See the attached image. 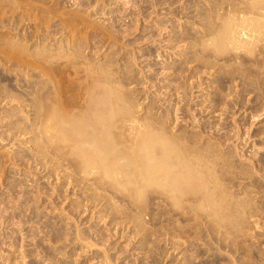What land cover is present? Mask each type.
<instances>
[{
	"label": "rangeland",
	"instance_id": "374dc122",
	"mask_svg": "<svg viewBox=\"0 0 264 264\" xmlns=\"http://www.w3.org/2000/svg\"><path fill=\"white\" fill-rule=\"evenodd\" d=\"M219 1L96 0L98 7H95L97 3L94 1L93 4H91L92 2L90 4L86 3L87 9L85 11L93 5L87 11L88 14L84 12L87 16L86 19L84 14L77 13L83 15L84 20H87L86 22L91 21V27L88 23V26H75L72 28L73 30L67 27L71 32L66 29L65 33H62L63 28L57 26L58 30L61 27L59 31L57 30L61 35L60 37L59 34L57 36L59 39L63 36L62 43H57L58 37H56V41H50L45 51L49 50L46 53L52 58H57L58 62L65 61L64 58L67 59V56H72L73 53L76 55L79 53L76 56V61H79L80 66H77L78 68H85V71L82 70L81 75L79 74L81 78L79 81L82 80L81 82L84 81V78L89 82L90 79L96 81L95 78L99 77L96 75V68H94V73L92 67L106 69L104 70L105 74L108 72L104 77L109 80V83L106 84H109V86L114 84L113 87L119 84L120 86L117 87L120 88V91L123 92V89L125 92L127 91L126 95L128 97L125 96L124 92L122 94L127 102L131 100L130 106L132 103L133 109L137 112L135 116L142 126L148 125L145 126L147 129L152 124L153 127H159V129L154 128L158 130L155 133L159 134L164 130L163 134L165 133L167 136L168 133H170V137L176 135L177 137L174 140L176 139L175 142L180 143L181 147L186 144L187 140L196 138L198 141L195 140V143L193 140V142L197 144V147H195V144V148L189 146L192 145L189 141L186 144L188 148L191 147L190 150L194 148L191 155L193 153L199 155L206 151L204 153L206 155L208 153L209 155L215 154L220 160L224 158L223 161L219 162L224 169L220 168V164L217 165L216 172L223 171H221L222 175L219 174L221 176L217 175L218 180H221V177L224 178H222V182L219 181L220 185L218 184L216 193H219L220 188L224 187L220 192L226 190L222 193L223 196L224 193L226 195V202L231 200L227 195L231 196V206L236 205V200L239 199L238 203L243 201L242 203L246 205V208L250 207L247 210L242 208V210H246V212L243 211L244 214L247 213L248 215L243 218L239 213L241 216L237 218L238 224L236 226L235 223L234 232L231 230V235H223L224 231L225 233L227 231L218 226L217 229L212 221L210 222L205 218L202 219L203 222H199L202 221L199 214L196 215V211H201L199 202H197V205L196 202H192L194 203L192 205L191 203L186 204V208L183 206L188 211V216L181 218L178 214H175L179 208H170L171 206L169 207L165 202L162 203L161 200L159 203L156 194L159 195L158 192L160 191L157 190L156 192V189L155 192L154 189L149 192L148 188L147 191H143V195L145 192V195H147L146 197L142 195L144 202L141 199L139 202L131 200L133 204L132 202L130 204V199H128L129 203H126L125 198V203L124 200H121V204H118V202L116 203L118 205H114L115 202L109 200V192L105 194L103 191L105 196L101 194L100 198L103 199L101 201L98 198V201H101L98 202L96 198L99 196L98 193L101 192H96L95 195L93 189V191L89 189L92 191L90 192L87 188V191L85 186V188L80 186L82 189L74 185L59 187L58 178L61 174L50 169L46 171L43 169L44 171H42L39 167L41 162L35 161L34 137L29 131L28 134L21 136V139L14 138L11 141L12 138L9 136L7 141L3 138H6L9 134L10 128L12 132L21 127H26V125L28 127L33 119L34 115L29 100L32 97H27L28 100L26 101V97L19 94L21 103L19 102L14 110L15 112L10 106H3L4 103L0 107L2 109H0V138L4 139V143H2L3 141L0 143V264H264V61H254L253 58L245 56L247 60L243 57L246 61L243 60L242 66L239 63L228 65L222 63L221 59L214 60V57H212L213 61H210V58H207V60L203 57V59L200 58L199 60L197 58L198 60H196L195 55L198 53H195L194 41L197 39H194L201 37L199 34L201 31L203 33L207 27L203 17L209 14L215 2L218 3ZM65 2L70 5L72 0H65ZM84 4L82 9H80L81 6L77 7V9H80H78L80 13L84 11ZM70 9L72 8L70 7ZM77 9H75V12H78ZM130 10L133 12H131L132 14ZM200 13L205 15L201 17ZM53 21L55 22V19ZM53 21L50 26L49 24L45 26L46 28L49 27L51 31H56L54 27L56 25ZM83 26H86V28H82ZM53 27L55 30H52ZM24 29L25 26L18 31L16 30V32L23 35L25 33ZM44 33L46 35V32L41 35L44 36ZM202 33L200 35H203ZM181 36L184 38L182 39ZM73 42L77 46H74ZM80 45L81 48L83 47L82 49L79 48ZM4 47L2 46V48ZM75 47H78L79 51L77 49L76 51ZM33 48L35 49V47ZM34 49H31L30 52ZM193 60L198 62L195 63ZM1 63L4 65L5 63L0 62V73L4 74V77L3 74H0V87L1 89L3 87L2 90H4V86L7 90V85L11 83L24 85L26 80L31 81L30 78L35 80L33 77L28 76V78L24 75L27 70L23 72L21 69L20 71L23 73H20V71L15 73V67H10V65L7 67V64L4 66ZM203 65L209 67H203ZM84 66H88L90 70ZM70 71L73 72L74 70L71 69ZM104 71H101V73L104 74ZM216 72H219L218 75L220 76H217ZM108 73L111 75L109 76ZM15 74H23L25 77ZM71 74L65 75V78L67 76L65 80L68 82L71 80L69 83H77L78 81L73 78V73ZM5 76L11 79L8 80ZM2 78H6L7 82L6 79L2 81ZM45 79L43 78L42 81ZM24 89L19 90L24 91ZM75 90L77 92V89ZM8 91L10 95L14 93V91ZM232 101H234V104H232ZM3 107L7 108L4 109ZM5 110L10 111L8 113ZM3 114H6L7 117H4ZM254 116L257 118H252ZM18 126L20 127L18 128ZM150 129L153 130L152 127ZM14 131L13 133H15ZM162 135L158 136L161 137ZM165 135L163 137L167 138ZM190 135L191 137L188 139ZM237 135L239 137H236ZM169 136L168 138H170ZM179 140H182V142H179ZM184 140L186 142H183ZM219 141L221 142L220 145H218ZM215 143L218 145V149L217 151L211 149L210 151L214 152L211 153L208 146ZM196 148L197 150L202 148L204 151L199 150L200 152L197 154ZM218 150L222 152H218ZM259 158L262 160L263 166L258 165ZM120 161L122 162V160ZM227 161H229V165ZM222 162L228 165L225 166L226 169ZM257 167L258 169L255 170L258 171L253 173L254 168ZM226 170L229 171L228 180L224 174ZM254 175H258V178L253 177ZM250 176L253 178H250ZM221 185L223 186L221 187ZM243 191L246 193L243 194ZM91 193H94L93 199L91 197L89 199V195L92 196ZM60 195L61 197H59ZM152 196L154 197L152 198ZM52 197L53 199H51ZM104 197H106V200ZM153 200L155 205H153ZM195 205L199 208L197 209ZM237 205L239 206V204ZM237 205L233 207L236 208ZM137 206H139V209ZM144 207L145 210H143ZM192 208L194 210L191 213L189 209ZM170 209L173 211H170ZM143 218L145 219L143 220ZM197 218H199V221Z\"/></svg>",
	"mask_w": 264,
	"mask_h": 264
},
{
	"label": "bare ground",
	"instance_id": "6f19581e",
	"mask_svg": "<svg viewBox=\"0 0 264 264\" xmlns=\"http://www.w3.org/2000/svg\"><path fill=\"white\" fill-rule=\"evenodd\" d=\"M64 1L65 0H0V47H1V49H0V62H4L5 65L3 63H1L4 66H6V64H7V67H8V65H10V67H15L14 68L15 73L20 71L21 69L23 70V72H24V70H27L24 72V73H26L24 75H26L27 77L28 76L33 77L35 79V80H33L32 78H30L31 81L26 80L25 81L26 84L23 81L24 85H16V84L14 85V83L13 84L11 83V84L7 85L9 88L8 89L6 87L7 90H5V86H4L5 91L2 90L3 87H2V89L0 87V89H1L0 90V107L2 106V103H4L3 106H10V108H12V110L14 111L16 109V107L18 106L19 102L21 103V98L19 96L23 94L26 97V101L28 100L27 97H29V96L32 97V98H29V100L31 103V108H32L31 110L33 111V115H34L32 121L30 122V125H28V127H27V125H26V127L24 126L21 128H19L20 126H18L19 129L17 131L13 130L15 133H13V131L11 132V130H10L11 128H10L8 131L9 134L8 135L6 134L7 139L5 137H3V138L8 141L9 136H10L12 138V140L11 139L10 140L13 141L14 138L19 139L21 136L28 134V131H29V133L34 137L33 138V146L35 147L34 150L36 153V155H34V156H36L35 161L41 162V164H39V163L38 164L40 165L39 167H40V169H42V171H44V170L46 171V170L50 169V170H54L55 172L57 171L58 174H61V176L59 178L57 177L59 181L56 180L59 182L58 183L59 187H61V186L63 187L66 185H68V186L74 185L77 187H80V186L84 187L85 186L86 190H87V188H88V190L93 189L94 191L93 190L92 191L95 192V195H96V192L97 193L101 192V193H98L99 196H97L96 201H98L99 200L98 198H100L103 195V191L105 192V194H106V192H109V196H110L109 200L111 202H115V203H113L114 205L118 202H119L118 204H121L122 203V202L120 203L121 200L122 201L124 200V203L126 201H127L126 203H129L128 199H130L129 200L130 204L132 201H134V202L138 201L139 202V201L143 200L144 196L145 197L147 196V195H145L146 192L143 195V191H147L149 189L148 191L150 192V191H152V189H154L153 191L155 192V189H156V192H157V190L160 191V192H158V194L160 193L159 195L156 194V197L159 200V203L161 201H163L162 203L165 202L166 205H169V207L171 206L170 208L175 207V208L181 209V210L178 209L175 212V214H178V216H180L181 218L186 217V215L188 214V211L186 209H184L183 206L185 207L186 204L188 205L190 203H191V205L194 204L192 202H196V205H197V202H199V207H200L202 213H201V211H199V212L196 211V213H197L196 215L199 214V218L201 220L206 218L207 220H210V222L212 221L215 224L217 229H218V227L225 229L227 232L225 233V231H224L223 235H231L232 234L231 230H232V232H234L233 228L235 226V223H236V226L238 224V222H237L238 216L242 215V217L244 218V217H246V215H248L247 213L244 214L248 207L246 208V205L244 203H242L243 201L241 203H238L239 199L236 200V203L239 204V206L236 204L238 207H236V208L233 207L236 205L231 206L232 204H230V202H231L232 198H231V196H228V195H227V197H230L231 200L229 199L230 201L226 202V200H225L226 195H225V193H224V196L222 194L226 190L223 191L222 193L220 192L221 189L224 188V187H222L223 185H221L222 188L219 187L220 188L219 193H216V190L218 189L217 187L220 185L219 181L222 182V178H224V177H221V178L219 177L221 180H218V176H221L223 173H221L222 170L219 173L216 172V170L218 169L217 165H219L220 164L219 162L223 161L224 158L223 159L221 158L222 160H220V158H217L218 156H215V154L209 155V153H208L206 155V154H204L206 151L199 154V155H196L195 153H193L195 155L192 156L193 154L191 155V151L195 147H197L196 146L197 144H195V143L198 140H196V138L193 139V137H192V139L194 140L195 143L193 142V140H187V142L189 141L190 143H192V145H189V146L194 147V144H195V147L192 150H190L191 147L188 148V146L186 145L187 142L185 140L183 142H186V144H185L186 147H184L185 146L184 144H183L184 146L181 147L180 143L175 142L176 139L174 140V138L177 136L174 134H173L174 137L172 136L173 137V139H172V137L169 136L170 133H168V136L170 138H168V136L165 135V133L163 134L164 130L162 131L160 129L162 131V133L158 134L157 133L158 130H155V129H159V127L158 128L153 127L152 124H151V127L153 130L150 129L151 127L150 128L148 127L146 129L145 126L147 127L148 125H143L144 126L143 127L142 124H140V121L137 120L138 118L135 116V114L137 112L133 109L132 103L130 106L131 100L128 101L129 104L126 101L127 99L125 98V96H127L126 95L127 91L125 92V90L123 88H121V89H123V92L125 94V96H124L122 94L123 93L122 90L120 91V88L117 87L119 84H117L116 87H113L114 84H113V86H109V84H106L109 81V80H107L108 78L105 79V77H104L108 72L107 71L105 74L104 70H106V69L102 70L100 67H92L94 70V73H95L94 68H96V71H97L96 75L99 76L97 79L95 78L96 81H93V79L92 80L90 79L89 82H87L86 78H84L83 82H81L82 80L79 81L81 79L80 78L81 72H82V70L84 72L85 68H82V67L78 68V66H77V65H79V63H78L79 61L78 62L76 61L77 60L76 56L79 54L78 52H77L78 54L76 55L75 53H73L74 52L73 51L72 56H67L68 58L67 59L64 58L65 61H63V62H61L62 60L60 62H58L59 60L57 58H55V57L52 58V56H50L48 53H46V51H49V50L45 51L49 42L54 41V40L56 41V37H58L57 35L59 34L58 31L61 29V27L63 28L62 29V33H63L67 29V27H70L69 29H72L73 27H75V26L78 27L79 25H81V26L82 25H86V26L90 25L91 21L86 22L87 20L86 21L84 20L83 15H78L77 13H79V14H84V12L86 13L91 8V6H93V5L89 6L90 8L87 11H85V9H87V6H85V5H87L86 3L90 4V2H92L91 4H93L94 2H96V0H72V3L70 5L68 3L69 1L65 2V3H64ZM97 1H100V0H97ZM149 2H150V0H149ZM164 3H162V4H164ZM83 4H84V7H83L84 11L82 10L83 13H80V11H78L79 8L77 9V7L81 6L80 9H82ZM215 4L213 6V9L211 11H209L210 13L207 11V13H209V14L206 13L207 15H205V14L202 15L200 13L201 17L205 15L203 17L204 18L203 21L204 20L206 21L205 24L207 27L205 26L206 28L204 29L203 33L201 31V33L203 35H200L201 33L199 34V36H201V37L198 38L195 35L197 37L194 39V40L197 39L196 41H194L195 42L194 46L196 47L195 53H198L196 55L200 56V57H198L195 55L196 60H198V59L200 60V58L203 57L205 59L210 58V61H213L212 57H214V60L217 61V60L221 59L220 61H222V63L224 62L225 64L229 65V64H238V63L241 64L244 62L243 60L246 59L245 56H247L249 58H253L254 61H260V60L264 61V0H220L218 3L215 2ZM96 5H95V7H98V3ZM70 7L72 9H70ZM133 8H131V9L134 10ZM75 9H77L78 12H75L76 11ZM131 12L132 11L130 10V13ZM87 14H88V12H87ZM84 16L86 19L87 16L85 14H84ZM184 16H186V15H184ZM64 17H66V18H64ZM54 19H55V22L53 21ZM56 19H58V20L56 21ZM179 20H181V19H179ZM52 21H53L54 25H56V26H54L55 28L57 26H61L59 28V30L56 28V31H51V29L49 27L46 28V26H48V24L50 26ZM87 23H88V25H87ZM23 26H25V29H24L25 33L23 35H19V32H16V30L18 31ZM44 26L46 29L43 28ZM86 26L85 27L83 26L82 28H86ZM54 27L52 30H55ZM90 27H91V25H90ZM48 28H49V30H48ZM92 28H93V25H92ZM94 28H96V27H94ZM69 29H67V31L71 32V31H69ZM74 29H76V28H74ZM12 32H15L16 34L15 33L12 34ZM38 32H39V34H37ZM43 32H46V35L44 33V36H42L41 34ZM66 34L69 35L68 33H66ZM60 35L61 34H59V37H60ZM59 37L57 38V43H62L63 36L61 39H59ZM181 37H182V39L184 38L183 36H181ZM191 38H193V37H191ZM64 39H66V38H64ZM65 41H68V40H65ZM46 42H48V43L46 44ZM55 43H52V44H55ZM41 45H43V46L41 47ZM75 45L76 44L74 43V46ZM2 46L3 47L7 46L8 48L7 47L2 48ZM57 46H59V45H57ZM33 47H35V49ZM77 48L75 47V50ZM79 48H81V45ZM31 49H34V50L32 52H30ZM77 50L79 51V49H77ZM54 56L57 57L58 55H54ZM69 57H72V58H69ZM243 57H245V59ZM81 58H79V59H81ZM216 58H218V59H216ZM82 59L84 60V58H82ZM253 59H251V60H253ZM196 60H193V61L195 63H197L198 61H196ZM90 62H91V60H90ZM87 63H89V62H87ZM190 63H191V61H190ZM199 63H201V62L199 61ZM83 64L85 65V63H83ZM81 65H82V63H81ZM208 65H203V67L204 66L209 67ZM221 65H223V64H221ZM242 66H241V68H242ZM261 66H258V67H261ZM84 67H86V66H84ZM207 67H205V68H207ZM220 67H222V66H220ZM226 67H227V65H226ZM233 67H234V65H233ZM86 68H88V66ZM92 68H91V71L93 72ZM236 68H238V67H236ZM16 69H17V71H16ZM71 69H73L74 71L71 72L70 71ZM107 70H108V68H107ZM101 71H104V74H102ZM222 71H220V72H222ZM23 72L20 71V73H23ZM27 72H30L31 74H29V73L27 74ZM88 72H90V71H88ZM71 73H73L74 80L78 81L77 83H75V82L69 83L71 81L70 78L72 79V76L69 78V80H70L69 82L67 80H65V79H67V76L65 78V75H70ZM85 73H87V72H85ZM110 73H108L109 76L111 75ZM216 73H217L216 74L217 76H220V75H218L219 72H216ZM15 75H17V74H15ZM21 75H23V74H21ZM21 75H17V76H21ZM85 76L88 77L86 74H85ZM3 77H4V74H3ZM5 77L7 78L8 76H5ZM6 78H2L3 80L2 79L1 80L4 81ZM28 78H26V79H28ZM41 78L42 79L46 78L47 81H45L46 79L44 81H42ZM111 78H112V76H111ZM7 79L9 80L11 78H7ZM7 79L5 80L6 82H7ZM24 80H25V78H24ZM8 82L10 83V81H8ZM219 84H221V83H219ZM252 84H253V82H252ZM122 87H123V85H122ZM18 88L19 89L25 88V89H24V91L23 90L20 91ZM75 89H77V92ZM8 90H10V92L14 91V93H13L14 95L12 93L10 95L8 93L9 92ZM83 91H85V92H83ZM15 92H16V95H15ZM17 92H18V94H17ZM128 92H131V91H128ZM236 92H238V91H236ZM179 102H181V101H179ZM233 102L234 101H232V104H234ZM239 103H240V101H239ZM10 104H12V105H10ZM178 105H177V107H178ZM228 105H230V104L228 103ZM237 105H239V104H237ZM6 108L7 107H5L4 109H6ZM227 109H230V108H227ZM5 111L7 112L8 110H5ZM9 111H8V113H9ZM176 114H178V113H176ZM5 115H4V117H7ZM14 115H15V113H14ZM190 115H191V113H190ZM255 116L252 118H254V119L257 118ZM0 120H1V118H0ZM0 123H1V121H0ZM149 129H150V131H149ZM15 130H16V128H15ZM201 130H203V129H201ZM26 131H27V133H26ZM155 131H157L156 133L158 135L163 134L167 138L163 137V135L161 137L158 136L155 133ZM233 131H235V130H233ZM238 131H239V129H238ZM182 135H183V133H182ZM208 135H207V137H208ZM190 137H191V135L188 137V139ZM200 137H197V138H200ZM236 137H239V136L237 135ZM3 138L2 139L0 138V143L2 141H3L2 143H4ZM202 138H203V136H202ZM182 139H184V138L182 137ZM216 140H218V139L216 138ZM233 140H235V139H233ZM180 141L182 142V140H179V142ZM199 141H202V140H199ZM14 142H16V140H14ZM241 142H242V139H241ZM190 143H188V144H190ZM210 143H211V140H210ZM210 143H208V144H210ZM208 144H205V145H208ZM220 144H221V142L219 141L218 145H220ZM218 145H216V143L211 144L210 146H208L210 148L209 151L211 149H216V151H217ZM219 148H220V146H219ZM195 150H197V148ZM199 150H200V148L196 151L197 154H198V152H200L202 150V148L200 151ZM221 150H218V152ZM202 151H204V149ZM210 152L214 153L212 151H210ZM7 156H9V155H7ZM227 156H229V155H227ZM236 156H238V155L236 154ZM220 157H222V156H220ZM120 160H122L123 164ZM225 161H226V158H225ZM228 162L229 161H227V164H228ZM6 163H7V161H6ZM223 165H224V167L225 166L227 167L229 164L226 165L224 162ZM258 165L263 166L262 160L260 158L258 160ZM4 166H2V167H4ZM219 166L221 169L223 168V166L221 164ZM238 166H240V165H238ZM226 167H225V169H226ZM220 168H219V170H220ZM255 169H258V167L254 168L253 173L256 171ZM259 169H261V168H259ZM228 170H226L227 174L224 173L226 179L228 178L227 175L229 174ZM252 170H253V168H252ZM220 173H221V175H219ZM239 174H241V173H239ZM256 174H258V173H256ZM229 176L232 177L231 175H229ZM253 177L258 178V175H256V176L254 175ZM253 177L250 176V178H253ZM259 179H261V178H259ZM231 180H229V181H231ZM241 181H243V180H241ZM258 183H259V181H258ZM245 188H247V187H245ZM92 191H90V192H92ZM254 191H252V192H254ZM227 192H228V190H227ZM244 192L245 191H243L242 193L244 194ZM93 194H92V196L89 195V199H90V197L91 198L93 197ZM147 194H149V193H147ZM57 195H59V194H57ZM95 195H94V197H95ZM142 195H143V197H142ZM103 196H105V195H103ZM59 197H61V195ZM153 197L154 196H152V198ZM104 198L106 200V197H104ZM125 198H126V201H125ZM51 199H53V197ZM54 199H56V198H54ZM101 199H103V198H100V200ZM109 200H107V201H109ZM96 201H95V203H96ZM101 201H98V202H101ZM144 201L145 200H143V202ZM244 201H245V199H244ZM86 202H88V201H86ZM148 202H150V201H148ZM153 202H154V200H153ZM118 204H116V205H118ZM132 204H133V202H132ZM233 204H235V203H233ZM243 204H244V206H243ZM136 205H137V203H136ZM153 205H155V202ZM139 206H137L138 209H139ZM195 206H193V207H195ZM189 207H190V205H189ZM199 207L196 206L197 209ZM242 208H245L246 210L245 209L242 210ZM140 209L142 211V207ZM145 209L146 208L144 207L143 210H145ZM248 209H250V207ZM189 210H191L189 212L192 213V210H194V209L192 208ZM244 210H245V212H243ZM141 211H139V212H141ZM170 211H173V210L170 209ZM177 212H179V213H177ZM239 213H241V215ZM196 215H195V217H196ZM150 217H151V215H150ZM155 218H156V216H155ZM190 218H192V217L190 216ZM199 218H197V220ZM144 219L145 218H143V220ZM151 219H153V218H151ZM199 222H203V220L199 221ZM188 223H191V222H188ZM210 224H212V223H210ZM214 224H213V226H214ZM203 225H205V224H203ZM215 226H214V228H215ZM218 238H219V236H218ZM171 242H172V240H171ZM232 244H233V242H232ZM218 245H219V243H218Z\"/></svg>",
	"mask_w": 264,
	"mask_h": 264
}]
</instances>
